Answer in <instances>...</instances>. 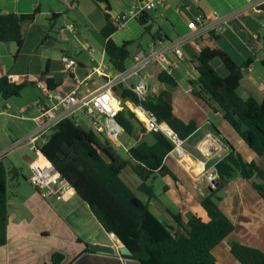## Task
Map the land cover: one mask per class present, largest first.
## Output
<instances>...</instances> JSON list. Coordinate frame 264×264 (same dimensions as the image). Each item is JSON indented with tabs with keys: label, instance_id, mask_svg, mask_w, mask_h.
<instances>
[{
	"label": "crops",
	"instance_id": "obj_1",
	"mask_svg": "<svg viewBox=\"0 0 264 264\" xmlns=\"http://www.w3.org/2000/svg\"><path fill=\"white\" fill-rule=\"evenodd\" d=\"M164 2L163 7L147 11L153 24L151 32L158 31L162 36L153 43L135 16L127 14L134 7V0H0V13L27 14L38 9L26 28L22 49L15 60V44L0 43V76H7L10 82L26 80L32 83L18 96L6 101L0 99V160L6 168L18 172V176L6 184V242L0 246V264H49L54 253L62 255L60 264H140L131 257L119 255L120 244L116 237L104 231L73 190L60 198L42 197L28 181L29 164L42 158L38 145L50 131L44 129L43 121L38 117L41 106L48 104L43 97L42 87L46 88V84L41 77L46 69V77L55 85L52 92L61 95L75 92L78 99H87L108 80L131 90L138 78L132 76L122 80L121 75L130 70L136 50L147 51L151 46L160 50H170L174 45L179 47L183 59L170 71L175 85L157 80L158 73L167 64L152 63L140 76L144 78L146 94L165 92L173 115L185 123L193 121L196 130L182 140L184 154L179 162L166 155L163 167L167 173L157 171L146 181L152 189V197L147 198L136 191L139 183L125 176L123 171L121 174L136 197L147 203L149 212L163 225L170 226L174 235L183 233L182 226L189 216L203 222L208 220L200 205V199L214 189L207 174L212 173L214 180L213 167L228 154L229 146L246 161H254L264 170V161L247 147L220 112L191 94L198 77L192 62L200 50L210 44L212 35L217 37L215 44L236 65L249 61L243 74L251 84L250 89L257 95L262 93L264 0ZM106 12L111 22L116 16L125 15L110 36L111 40L117 45L133 42L122 73L110 65L104 50L105 41L100 35ZM64 52L76 60V67L69 73L61 62ZM168 60L169 63L173 61L172 58ZM210 65L220 77L227 76L219 59H212ZM114 96L121 109L132 112L134 106L131 103ZM72 112L70 118L73 117L77 125L92 130L85 115L77 110ZM130 123L129 135L122 129L119 134L122 141L118 136L116 144L109 142L113 147L121 146L126 156L130 147L142 141L153 143L151 133L140 121L131 119ZM30 136L35 138L36 149H32ZM203 144L208 147L207 156L200 152ZM6 161L9 165H5ZM217 196L219 210L233 225L230 236L245 246L264 252V199L250 182L234 178ZM172 215L179 216L181 226L173 221ZM90 244L109 247L114 252L93 253L88 249ZM211 253L216 264H240L229 251L228 239L217 244Z\"/></svg>",
	"mask_w": 264,
	"mask_h": 264
},
{
	"label": "trees",
	"instance_id": "obj_2",
	"mask_svg": "<svg viewBox=\"0 0 264 264\" xmlns=\"http://www.w3.org/2000/svg\"><path fill=\"white\" fill-rule=\"evenodd\" d=\"M37 13L38 9L27 14L0 13V43L15 44L14 60L22 49L26 28ZM135 20L150 35L152 42L162 38L158 31L151 32L153 24L147 11L138 13ZM119 26L120 23L109 20L106 12L100 35L105 41L104 50L110 65L122 73L125 71V62L130 58L129 47L133 42L117 45L111 40L110 36ZM216 40L217 37L212 35L210 44L203 47L192 62L198 77L193 83L191 94L212 110L219 111L247 147L264 161V90L257 95L250 89L251 84L243 74L249 61L241 66L236 65L215 44ZM214 58L219 59L226 68V77H220L210 65ZM47 73L46 69L41 77L46 89L51 91L55 85L46 77ZM157 80L175 85L173 77L166 71L158 73ZM30 84L26 80L21 83L10 82L7 76L2 75L0 99L6 101L16 97ZM112 91L121 101H127L134 107L140 105L152 112L156 122L167 124L181 141L196 130L193 121L185 123L173 115L165 92L147 93L143 100H139L121 83L114 85ZM131 119L138 120L133 112L119 107L115 120L128 135L132 130ZM150 133L153 143L142 141L130 147L124 159L115 152L108 140L92 130L83 129L71 118H63L51 128L45 141L38 145V150L88 206L104 231L114 234L129 249L133 260L140 264H216L211 250L228 239L233 230L232 223L217 206V192L228 181L241 178L250 182L264 199V170L254 161H246L229 146L228 154L213 167V181L217 187L200 199L208 220L203 222L195 216H189L185 226H182L183 233L174 235L172 228L159 222L149 212L147 203L140 201L121 178L124 168L129 167L140 180L136 191L147 198L153 196L146 181L157 171L160 174L167 173L163 160L173 148V143L161 132ZM17 176L16 169L6 168L0 160V246L6 242V184ZM172 219L181 226L179 216L172 215ZM228 246L231 255L240 264H264V252L236 240H228ZM62 259L61 254L54 253L49 264H60Z\"/></svg>",
	"mask_w": 264,
	"mask_h": 264
},
{
	"label": "built area",
	"instance_id": "obj_3",
	"mask_svg": "<svg viewBox=\"0 0 264 264\" xmlns=\"http://www.w3.org/2000/svg\"><path fill=\"white\" fill-rule=\"evenodd\" d=\"M164 5V0H134V7H132L127 14L136 16L141 11H149L157 7H163ZM124 16L125 15L116 16L113 18L112 22L121 24L124 20ZM157 42L158 40L153 43ZM170 58L173 60L171 63H169L168 60ZM182 59L183 53L177 45H174L170 50L154 49L153 46L149 47L147 51L139 49L136 50L132 56V66L130 70L124 75L122 74L121 78L125 80V78L136 76L138 80L131 88V91L139 100H143L146 95V86L144 78L140 76V73L150 64L158 63L161 65L167 64L168 66L165 67L163 71L170 74L171 69L177 68V61ZM61 62L64 70L68 73L72 72L76 67L75 58L68 53H62ZM114 85L115 82L112 80L106 81L87 99H78L75 92L61 95L57 92L48 91L46 88L42 87V92L44 93L43 97L48 101V104L41 106L38 117L43 121L44 129L51 130L61 119L70 118L73 113L72 110H77L85 115L92 129L98 133L102 132L106 140L112 144H116L122 129L115 120L119 109V100L113 94L112 87ZM132 108L134 109H132V112L137 116L146 131L161 132L171 140L173 148L167 155L171 156L176 162H179L184 154L181 147L182 141L177 138L167 124H158L152 112L142 108L140 105ZM135 110H138L141 116H139ZM71 119H73V117ZM28 139L30 144L33 145L32 149H36L34 146L35 138L30 136ZM44 141L45 138H43L42 143ZM200 152L203 156H207L209 154L208 147L203 144ZM29 171L30 175L28 181L42 197L53 196L55 198H60L67 192L73 190L69 183L63 179L54 167L44 158L30 163ZM207 178L210 181V186L213 188V174L208 173Z\"/></svg>",
	"mask_w": 264,
	"mask_h": 264
},
{
	"label": "water",
	"instance_id": "obj_4",
	"mask_svg": "<svg viewBox=\"0 0 264 264\" xmlns=\"http://www.w3.org/2000/svg\"><path fill=\"white\" fill-rule=\"evenodd\" d=\"M119 125V124H118ZM121 128V127H120ZM122 129V128H121ZM40 154V153H39ZM41 155V154H40ZM42 156V155H41ZM43 158V157H42ZM212 185H213V188H216L217 187V184H215L214 181H212ZM114 235V234H113ZM115 236V235H114ZM116 237V236H115ZM116 239L118 240L119 244H120V247L118 248V253L120 256H123V257H131V252L129 251V249L124 245L122 244L119 239L116 237ZM228 240H234L231 236L228 237ZM88 249L89 251L91 252H100V253H107V254H112L114 252V249L112 248H109V247H102V246H97V245H93V244H90L88 246Z\"/></svg>",
	"mask_w": 264,
	"mask_h": 264
},
{
	"label": "rangeland",
	"instance_id": "obj_5",
	"mask_svg": "<svg viewBox=\"0 0 264 264\" xmlns=\"http://www.w3.org/2000/svg\"><path fill=\"white\" fill-rule=\"evenodd\" d=\"M80 116H82V115H80ZM92 131H94L97 135H99V136H101L103 138L105 137L102 132H101L102 134L101 133H98L94 129H92ZM125 138H129V137L128 136H125ZM118 140L121 142L122 141V137L119 136V139ZM113 148L116 151V153H118L122 158H124V159L127 158V156L125 155V153L122 150L121 146L118 145V146H114ZM5 165H9V163L6 161L5 162ZM123 174L125 176H130L134 182L140 183L139 178L130 170L129 167L124 168Z\"/></svg>",
	"mask_w": 264,
	"mask_h": 264
},
{
	"label": "bare ground",
	"instance_id": "obj_6",
	"mask_svg": "<svg viewBox=\"0 0 264 264\" xmlns=\"http://www.w3.org/2000/svg\"><path fill=\"white\" fill-rule=\"evenodd\" d=\"M135 111L138 113L139 116H141V113L138 110H135Z\"/></svg>",
	"mask_w": 264,
	"mask_h": 264
}]
</instances>
